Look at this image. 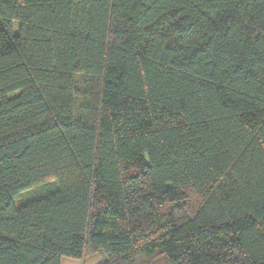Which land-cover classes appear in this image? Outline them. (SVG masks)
Returning <instances> with one entry per match:
<instances>
[{
    "label": "trees",
    "instance_id": "16d2710c",
    "mask_svg": "<svg viewBox=\"0 0 264 264\" xmlns=\"http://www.w3.org/2000/svg\"><path fill=\"white\" fill-rule=\"evenodd\" d=\"M95 253L264 264V0H0V264Z\"/></svg>",
    "mask_w": 264,
    "mask_h": 264
},
{
    "label": "rangeland",
    "instance_id": "374dc122",
    "mask_svg": "<svg viewBox=\"0 0 264 264\" xmlns=\"http://www.w3.org/2000/svg\"><path fill=\"white\" fill-rule=\"evenodd\" d=\"M40 191H43V189L39 188L36 190V192H40ZM195 200H197V199L195 198L194 201ZM196 203L197 202H194V204H196ZM62 260H63V262H68V264H74L76 261V260L68 259V258H64ZM84 261H87V264H103V262L105 261V256H103L101 253H95V254L90 255Z\"/></svg>",
    "mask_w": 264,
    "mask_h": 264
},
{
    "label": "crops",
    "instance_id": "0c3cea01",
    "mask_svg": "<svg viewBox=\"0 0 264 264\" xmlns=\"http://www.w3.org/2000/svg\"><path fill=\"white\" fill-rule=\"evenodd\" d=\"M83 263H84V264H87V261H83V262H82V261H77V260H76L74 264H83ZM61 264H68V262H63V260H62V263H61Z\"/></svg>",
    "mask_w": 264,
    "mask_h": 264
}]
</instances>
